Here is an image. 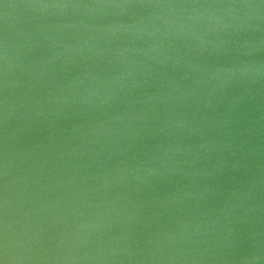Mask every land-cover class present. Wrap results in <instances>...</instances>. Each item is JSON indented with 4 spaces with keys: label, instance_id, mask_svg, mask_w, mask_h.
I'll return each instance as SVG.
<instances>
[{
    "label": "water",
    "instance_id": "1",
    "mask_svg": "<svg viewBox=\"0 0 264 264\" xmlns=\"http://www.w3.org/2000/svg\"><path fill=\"white\" fill-rule=\"evenodd\" d=\"M0 264H264V0H0Z\"/></svg>",
    "mask_w": 264,
    "mask_h": 264
}]
</instances>
